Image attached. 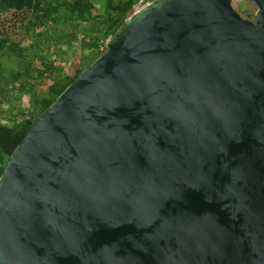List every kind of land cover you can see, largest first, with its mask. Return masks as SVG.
Wrapping results in <instances>:
<instances>
[{"label":"water","instance_id":"water-1","mask_svg":"<svg viewBox=\"0 0 264 264\" xmlns=\"http://www.w3.org/2000/svg\"><path fill=\"white\" fill-rule=\"evenodd\" d=\"M152 0L0 175V264H264V0Z\"/></svg>","mask_w":264,"mask_h":264},{"label":"trees","instance_id":"trees-1","mask_svg":"<svg viewBox=\"0 0 264 264\" xmlns=\"http://www.w3.org/2000/svg\"><path fill=\"white\" fill-rule=\"evenodd\" d=\"M136 2L0 0V175L33 121L103 52L99 49L100 41L114 35L133 13ZM58 26L59 29H67L66 38L69 41L78 38L76 29L85 34L92 33L90 40L82 41L84 52L79 67L72 71L56 65L58 47L53 44V38ZM11 30L14 33L10 34ZM50 47L52 55L48 52ZM30 49L36 52L39 66L33 65L32 60L25 61L22 70L12 68L9 75L4 76L7 70L2 60L6 58L12 63L17 58L25 59ZM24 94L30 107L17 108V112L12 114L5 113L4 104L12 99L16 108V101Z\"/></svg>","mask_w":264,"mask_h":264},{"label":"rangeland","instance_id":"rangeland-1","mask_svg":"<svg viewBox=\"0 0 264 264\" xmlns=\"http://www.w3.org/2000/svg\"><path fill=\"white\" fill-rule=\"evenodd\" d=\"M65 3L67 0H63ZM147 2H150L149 0H137L135 5H143ZM237 12L244 18L247 19H252L254 16V13L256 12V7L253 6L249 0H244L241 3L238 4ZM19 22H17L18 25ZM16 25V26H17ZM60 27L58 26L55 31V36L53 38V44H56L58 47V53H57V66H62L65 70L67 71H72L79 67L80 63V57L83 55V43L82 41L85 39L90 40V36L92 33L88 32L85 34L80 29H76V34H77V39L76 41H69L68 38H66L67 34V29H59ZM69 32V31H68ZM9 33H14L13 30L9 31ZM32 42V41H31ZM87 43V42H84ZM86 46V45H85ZM35 50V48H34ZM31 51V49L27 52L25 59L20 58L15 60V62L12 61L10 63L6 58L3 59V65L6 67V72L4 73V76L9 75V70L10 69H18L22 70V66L25 63V61H31L33 62V65L39 66V59L35 51ZM60 50V51H59ZM53 49L50 47L49 48V55H52ZM36 54H34V53ZM19 62V63H18ZM30 107L28 103L27 96L22 95L17 101H16V108L12 104V99L10 102H6L3 106L5 109V113L7 114H12L17 112V108H27Z\"/></svg>","mask_w":264,"mask_h":264},{"label":"built area","instance_id":"built-area-1","mask_svg":"<svg viewBox=\"0 0 264 264\" xmlns=\"http://www.w3.org/2000/svg\"><path fill=\"white\" fill-rule=\"evenodd\" d=\"M244 0H230V4L231 6L237 11L238 8V4L241 3ZM149 2L143 4V5H134L133 6V12L139 10L140 8L144 7L146 4H148ZM112 38V36H108L107 38H105L104 40L100 41V46L99 49L104 51L106 48V44L107 42Z\"/></svg>","mask_w":264,"mask_h":264},{"label":"flooded vegetation","instance_id":"flooded-vegetation-1","mask_svg":"<svg viewBox=\"0 0 264 264\" xmlns=\"http://www.w3.org/2000/svg\"><path fill=\"white\" fill-rule=\"evenodd\" d=\"M253 19V18H252Z\"/></svg>","mask_w":264,"mask_h":264}]
</instances>
